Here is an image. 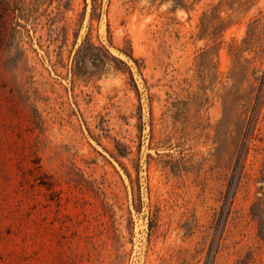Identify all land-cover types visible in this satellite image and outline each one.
Wrapping results in <instances>:
<instances>
[{"label":"rangeland","instance_id":"374dc122","mask_svg":"<svg viewBox=\"0 0 264 264\" xmlns=\"http://www.w3.org/2000/svg\"><path fill=\"white\" fill-rule=\"evenodd\" d=\"M99 2L0 0V264H264V104L214 226L230 47L264 0Z\"/></svg>","mask_w":264,"mask_h":264},{"label":"trees","instance_id":"16d2710c","mask_svg":"<svg viewBox=\"0 0 264 264\" xmlns=\"http://www.w3.org/2000/svg\"><path fill=\"white\" fill-rule=\"evenodd\" d=\"M176 6L185 7L184 0H171ZM100 7L99 0H92V14L97 16ZM217 18L216 10L211 9L205 12L201 20V30L205 34L213 36L217 29V24L213 19ZM93 45L86 41L77 53ZM97 55L111 56L109 51L103 46H95ZM233 56V65L229 71L231 84L220 95L223 105L222 117L217 124V132H224L229 141L227 163L230 166L234 163L231 179L227 193L224 196L223 211L220 218L216 219L214 226L225 220L231 198L233 196V178L237 173H242L243 163L249 151L252 140L259 138L258 122L264 104V24L261 17L253 18L247 25L245 36L239 43H234L230 47ZM244 52L252 53L251 57L244 55ZM255 59H260V65L253 64ZM103 61V60H102ZM79 61L74 60L73 73L79 67ZM264 150V147H263ZM259 179L264 180V159L259 169ZM228 207V208H225ZM251 213L257 222L259 236L264 240V204L260 200L251 205Z\"/></svg>","mask_w":264,"mask_h":264}]
</instances>
